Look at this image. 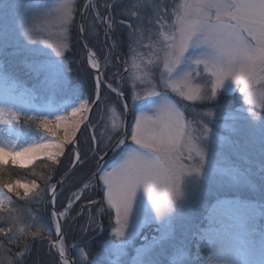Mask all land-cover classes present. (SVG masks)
<instances>
[{
    "label": "rangeland",
    "instance_id": "1",
    "mask_svg": "<svg viewBox=\"0 0 264 264\" xmlns=\"http://www.w3.org/2000/svg\"><path fill=\"white\" fill-rule=\"evenodd\" d=\"M82 1L0 0V108L4 109L0 145L9 152L54 139L40 127V119L55 120L57 116L69 115L73 108L90 97L92 102L87 105L88 109L93 103L95 76L85 63V51L76 32ZM106 2L93 0L88 5L82 29L107 85L102 95L111 99L97 105L88 119L84 114V127L81 128V123L72 143L64 146L65 155L59 157L60 163L43 157L13 158L0 153L3 161L0 164L3 201L0 225L6 221L9 224L15 222L18 229L26 230L19 245L13 241L5 246L11 247L13 254L22 253L17 256L18 264H29V249L35 244L39 247L37 264H59L53 247L56 220L50 208L49 193L51 185L72 164V147L76 145L86 156L57 191L58 200L53 203L56 212L64 213L59 246L62 244L67 255L73 245L75 264H205L210 254L206 237L221 228L223 221L219 218L222 214L236 209L238 214L234 218L239 230L233 234L234 239L220 261L228 264L229 259H238L237 244L251 241L258 246L264 240V214H261L264 212V135L262 126L254 125L245 111L249 106L244 104L243 94L234 84L227 83L215 100L206 101H186L178 93L168 90L169 100L183 115L190 131L185 143L186 152L188 147L198 145L197 138L204 121H212L204 169L199 176L193 173L185 178L181 195L170 213L157 219L143 190L138 189L128 223L122 226L125 236L121 238L115 235V227L120 226L115 224L114 210L111 219L107 211L101 210L100 203L81 210L82 206L97 199L93 173L101 156L123 132V105L109 89V81L112 88L120 84L127 92L131 122L126 145L117 147L100 172L101 201L104 200V185L100 177L121 162L128 146L134 147L130 133L141 110L147 115L152 114V105L138 106L139 101L133 100V96L139 94L143 98L158 81L162 85L160 90L167 83L166 76L162 79L163 63L158 59L163 55L160 51L161 23L168 30L166 34L170 33L177 14L192 11L188 6L194 8L197 0H116L107 23L111 25L116 47L120 49L121 44L125 47L120 59L116 56V47L104 33L101 18ZM61 5L71 6L72 23H61L63 13L58 11ZM160 13L165 16L159 18ZM192 18H195L194 13ZM18 24L23 26V34ZM57 48L62 50V56L56 55ZM261 93H264V87L257 84L254 94L258 98ZM256 110L259 112V108ZM14 115L15 120L12 119ZM71 119L67 123H71ZM118 132L120 136H117ZM57 135L62 137V128ZM97 141L101 146L109 145L108 149L97 152ZM69 149L71 163L66 158ZM192 167H195L194 163ZM33 183L35 188L31 187ZM5 184H9L12 191ZM26 186L28 195L21 199ZM77 196L80 199H76ZM102 208L108 210L106 201ZM74 219L77 220L75 227ZM230 220L226 230L235 222ZM3 241L4 237L0 235V242ZM92 247H97L95 254Z\"/></svg>",
    "mask_w": 264,
    "mask_h": 264
},
{
    "label": "snow or ice",
    "instance_id": "2",
    "mask_svg": "<svg viewBox=\"0 0 264 264\" xmlns=\"http://www.w3.org/2000/svg\"><path fill=\"white\" fill-rule=\"evenodd\" d=\"M188 7L192 8V11L178 13L170 33L166 34L168 30L161 23L162 31L159 35L162 37L160 51L163 55L158 56V59L163 63L162 79L166 76V85L160 90L162 85L158 81L154 89L148 91L143 98L139 94L133 96V100L139 101L138 106L152 105V114L147 115L141 110L130 133L134 147L128 146L121 162L100 177L104 185V200L100 202L101 210L107 211L110 219L111 211L114 210L115 224L120 226L114 229L117 237L125 236L122 226L128 223L138 189L143 190L156 218L159 219L172 211L181 195L185 178L193 173L199 176L204 169L205 149L211 132L209 125L212 121H204L200 136L197 138L198 145L188 147L186 152L185 143L190 131L183 115L168 98L169 89L186 101H206L215 100L220 94V89L225 88L227 83L234 84L243 94L244 104L249 106L245 111L254 125L262 126L261 133L264 135V93L258 98L254 94L257 84L264 87V0H197L194 8L191 5ZM58 11L63 13L61 20L63 25L72 23L70 5H61ZM193 13L195 18H192ZM164 16L165 13H160L159 18ZM18 28L23 34V26L18 24ZM56 55L62 56V50L57 48ZM88 55L89 63L98 68L99 65L91 59L92 53ZM192 80L196 82L192 83ZM97 81L95 85L97 105L101 102H109L111 98H105L101 94L100 90L104 85L100 82L99 76ZM108 87L111 92H115L117 102L119 99L127 98L121 89L111 87V81ZM91 102L90 97L79 107L73 108L69 115L57 116L55 120L40 119V127L54 139L15 152H9L0 145V153L11 155L13 158L31 153L33 159L43 155L53 163H60L59 157L65 155L64 146L71 144L76 137L77 130L86 118L84 114L89 111L87 105ZM3 111L4 109L0 108V124L4 123ZM122 111H127L126 104ZM12 119L15 120L17 117L14 115ZM28 119L31 120L33 117ZM70 119L71 127H64L62 137L58 136L57 132L61 130V125ZM113 126L117 127L116 124ZM127 135L129 133L125 130L123 136L117 140V144L126 145L124 137ZM117 136H120L119 132ZM108 147L109 145L101 146L97 141L96 151L102 153ZM52 149L55 151H50ZM89 150H91V142ZM70 153L71 149L66 158L71 163ZM84 156L86 153L77 152L76 160L80 161ZM2 163L3 161L0 160V164ZM193 163L195 167H192ZM4 186L12 191L9 184ZM31 187L35 188L36 184L33 183ZM58 187L59 185H51L50 199L54 204L58 200ZM47 192L48 189L45 188L46 195ZM16 194L20 195L19 192ZM27 195L26 186L20 198L23 199ZM76 199L80 197L77 196ZM104 201L108 205V210L102 208ZM2 210L3 201H0V211ZM52 215L56 216V212L53 211ZM63 215L64 213L61 212L60 216ZM25 231L18 229L15 222L9 224L6 221L4 225H0V235L4 237V241L0 242V264H18L17 256L22 253L13 254L11 247L6 248L5 245H11L13 241L19 245ZM56 233L58 237L62 235L59 224L56 225ZM35 234L38 235L39 230ZM53 247L57 245L53 244ZM58 256L59 264H67L66 251L62 244L59 246Z\"/></svg>",
    "mask_w": 264,
    "mask_h": 264
},
{
    "label": "bare ground",
    "instance_id": "3",
    "mask_svg": "<svg viewBox=\"0 0 264 264\" xmlns=\"http://www.w3.org/2000/svg\"><path fill=\"white\" fill-rule=\"evenodd\" d=\"M116 2V0H113L112 4L114 5V3ZM79 43L82 46V43L79 41ZM93 59V58H91ZM95 61L98 62L99 65V61L95 58ZM90 67L92 68H96L93 67L91 63H89ZM100 68V65H99ZM101 71V69H100ZM101 75H102V71H101ZM102 79H103V88H107L106 82L104 81L103 75H102ZM120 82L122 81V79L119 77ZM103 88H101V90H103ZM117 89H121L123 90V88L121 87L120 84H117ZM89 112V111H88ZM88 112H86V114L88 115ZM71 113V112H70ZM56 119V118H55ZM75 119V118H72ZM68 121H65L62 125L61 128L63 129L64 127H71V123H67ZM29 147V146H27ZM5 148V147H4ZM50 151H55V149H52ZM3 156H7L4 153H2ZM28 157H32L33 158V154L29 153L26 154ZM1 156V154H0ZM43 158H46L45 156H41ZM0 201H1V196H0ZM238 213L236 212L235 209L230 210L229 212H227V214H222V216L219 218L221 221H223V224L221 226V228H216L213 231V234L208 237H206L207 242L209 244L210 247V254L209 256L205 259V264H221V258H223L224 254H226V248L228 245H230L232 243L233 238V234L239 230V225L238 222L235 221L236 215ZM61 218H63L62 216H60ZM238 217L240 218V215H238ZM231 219V220H230ZM235 221L232 223V227H229L228 230H226V225L228 223V221ZM63 222V220H61ZM77 224V220L74 219L73 221V227H75ZM57 225V223H56ZM236 254L238 256V259L235 258H231L229 259L228 264H264V240H263V244L260 245H256L254 242H241L239 243V245H236Z\"/></svg>",
    "mask_w": 264,
    "mask_h": 264
},
{
    "label": "water",
    "instance_id": "4",
    "mask_svg": "<svg viewBox=\"0 0 264 264\" xmlns=\"http://www.w3.org/2000/svg\"><path fill=\"white\" fill-rule=\"evenodd\" d=\"M91 0H84L82 6H81V9L79 11V15H78V22H77V33H78V36H79V40L80 42L82 43L83 47H84V50H85V63L89 66L90 70L92 71V73L94 74L95 76V83H97V77L99 76L100 77V82L103 83V79H102V75H101V71H100V68H92L90 67L89 65V53L91 52L90 51V48L86 42V40L84 39V36H83V32L81 31L82 29V22H83V18H84V14H85V10H86V6L88 5V3L90 2ZM113 0H109L108 3H107V6H106V9H105V12H104V16H103V21L105 22V19H106V16L108 14V11L110 9V6L112 4ZM105 28H106V25H105ZM111 38H112V41L114 42V38L111 34ZM115 43V42H114ZM92 57L94 58V55L92 54ZM95 59V58H94ZM96 64H98V62L96 61ZM102 91V90H100ZM114 95L115 92H113ZM124 95V94H123ZM126 97V95H124ZM122 103H123V106H125V104L127 105V111H124V127H123V133L121 136H123L124 134V131H128V127H129V121H130V108H129V104H128V99H121ZM97 106V103H96V95H95V99L92 103V106L90 107L89 109V112H88V115H87V118L91 115L92 111L95 109V107ZM86 121L83 122V125L81 126V128L84 127V123ZM120 136V137H121ZM119 137V138H120ZM118 138V139H119ZM125 138V137H124ZM117 139V140H118ZM117 140L116 142L114 143V147L112 146L103 156V159H100L97 166H96V169H95V172H94V177H95V181H96V188H97V199L95 201H93L92 203H89L88 206H91V205H94V204H99L101 202L100 198H99V179H98V176H99V172H100V169L102 167V165L104 164V162L108 159V157L112 154V152L117 148V146L119 144H117ZM73 149V152H74V160L71 164V166L69 167V169L64 173L62 174L58 179L57 181L54 183L55 185H59V187L57 188V191L58 189L61 187V185L63 183L61 182H64L68 177L69 175L74 172V170L80 165V161H77L76 160V154L77 152H79L77 150V148L73 145L72 147ZM51 192L49 193V202H50V207H51V210L52 212L55 211L54 210V205H53V202L51 201L50 197H51ZM56 212V211H55ZM57 217H59V219H57ZM55 220H56V223L60 225L61 227V231H62V218L60 217V214L58 212H56V216H55ZM62 238V235L61 236H57V233H56V241L54 244L57 245V247H55L56 249V253L58 255L59 253V250H58V247H59V243H60V240ZM59 258V256H58ZM60 260V258H59ZM66 262L67 264H73V260H72V248L70 249L69 251V255L66 256Z\"/></svg>",
    "mask_w": 264,
    "mask_h": 264
},
{
    "label": "trees",
    "instance_id": "5",
    "mask_svg": "<svg viewBox=\"0 0 264 264\" xmlns=\"http://www.w3.org/2000/svg\"><path fill=\"white\" fill-rule=\"evenodd\" d=\"M79 41V40H78ZM120 51H121V54L122 55H118V59H120V57L119 56H123L124 55V53H125V47L121 44L120 45ZM121 62V61H120ZM117 63V62H116ZM119 69L120 70H122L121 68H120V66H119ZM14 170H16L15 168H14ZM87 209H89V208H87ZM91 209V208H90ZM86 210V209H85ZM99 215V214H98ZM99 221L101 222L102 220H100L99 219ZM92 253H94L95 254V250L97 249V247H95V248H93L92 247ZM38 250H39V247L38 246H36V244L35 245H32V248L31 249H29V253H30V261H28L27 263H29V264H37L36 263V261H38V259L40 258L39 257V255H38Z\"/></svg>",
    "mask_w": 264,
    "mask_h": 264
}]
</instances>
